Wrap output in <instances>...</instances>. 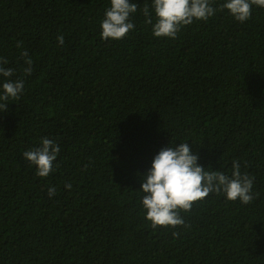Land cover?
Listing matches in <instances>:
<instances>
[{
	"label": "trees",
	"instance_id": "trees-1",
	"mask_svg": "<svg viewBox=\"0 0 264 264\" xmlns=\"http://www.w3.org/2000/svg\"><path fill=\"white\" fill-rule=\"evenodd\" d=\"M129 2L134 29L104 41L110 0H0L2 66L24 81L0 109V264H264V8L240 23L213 0L169 39L146 23L153 0ZM45 137L60 153L41 178L23 153ZM180 143L209 171L238 161L252 202L212 193L184 226L153 229L143 177Z\"/></svg>",
	"mask_w": 264,
	"mask_h": 264
},
{
	"label": "clouds",
	"instance_id": "clouds-1",
	"mask_svg": "<svg viewBox=\"0 0 264 264\" xmlns=\"http://www.w3.org/2000/svg\"><path fill=\"white\" fill-rule=\"evenodd\" d=\"M213 0H153L152 8L155 13V23L150 18L149 6L143 7L146 23L153 25V35L157 38L176 39L183 27L195 21H207L215 15L216 8ZM111 6L106 10L101 22V38L104 41H118L125 38L135 25L131 22L132 14L138 10L136 3L129 0H110ZM264 8V0H226L219 10H227L238 22L244 23L251 19L252 8ZM59 45L63 46L64 37L58 36ZM18 42L17 47H21ZM28 65L25 75L32 74V60L27 51L21 53ZM8 61L0 58V77L7 78L2 84L0 94V109H8L7 101L19 100L24 90L23 79L13 81L14 70L2 65ZM60 153L58 144L45 137L41 146L25 151L23 157L36 167V175L47 178L55 167L54 162ZM199 156L194 154L189 143L166 147L155 156L150 171L143 177L142 205L146 211V219L153 229L177 228L184 226L185 221L181 212H190L195 204L202 203L212 193L224 194L228 201L239 200L249 204L253 200V182L255 177L242 174L238 161H233L231 177L221 171H209L198 164ZM71 184L66 188L71 189ZM56 194L54 187L49 188L48 195ZM179 232H173L178 237Z\"/></svg>",
	"mask_w": 264,
	"mask_h": 264
},
{
	"label": "bare ground",
	"instance_id": "bare-ground-1",
	"mask_svg": "<svg viewBox=\"0 0 264 264\" xmlns=\"http://www.w3.org/2000/svg\"><path fill=\"white\" fill-rule=\"evenodd\" d=\"M211 130V129H210Z\"/></svg>",
	"mask_w": 264,
	"mask_h": 264
}]
</instances>
